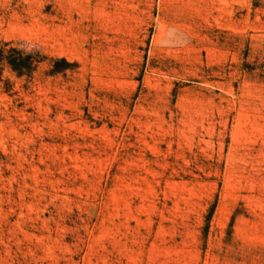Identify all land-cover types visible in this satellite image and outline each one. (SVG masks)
I'll list each match as a JSON object with an SVG mask.
<instances>
[{
  "label": "rangeland",
  "instance_id": "1",
  "mask_svg": "<svg viewBox=\"0 0 264 264\" xmlns=\"http://www.w3.org/2000/svg\"><path fill=\"white\" fill-rule=\"evenodd\" d=\"M0 264H264V0H0Z\"/></svg>",
  "mask_w": 264,
  "mask_h": 264
},
{
  "label": "trees",
  "instance_id": "2",
  "mask_svg": "<svg viewBox=\"0 0 264 264\" xmlns=\"http://www.w3.org/2000/svg\"><path fill=\"white\" fill-rule=\"evenodd\" d=\"M63 62V61H62ZM64 63V62H63ZM65 64V63H64Z\"/></svg>",
  "mask_w": 264,
  "mask_h": 264
}]
</instances>
